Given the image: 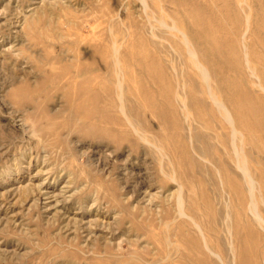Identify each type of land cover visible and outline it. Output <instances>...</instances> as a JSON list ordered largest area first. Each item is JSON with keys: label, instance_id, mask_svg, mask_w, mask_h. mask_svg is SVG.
Segmentation results:
<instances>
[{"label": "rangeland", "instance_id": "1", "mask_svg": "<svg viewBox=\"0 0 264 264\" xmlns=\"http://www.w3.org/2000/svg\"><path fill=\"white\" fill-rule=\"evenodd\" d=\"M0 264H264V0H0Z\"/></svg>", "mask_w": 264, "mask_h": 264}]
</instances>
